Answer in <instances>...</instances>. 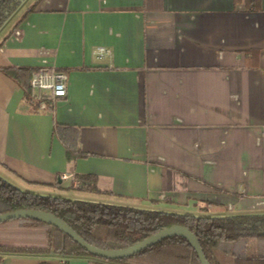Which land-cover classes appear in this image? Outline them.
I'll return each instance as SVG.
<instances>
[{"label": "crops", "instance_id": "crops-1", "mask_svg": "<svg viewBox=\"0 0 264 264\" xmlns=\"http://www.w3.org/2000/svg\"><path fill=\"white\" fill-rule=\"evenodd\" d=\"M39 67L68 85L35 109L5 70ZM0 176L173 213L264 212V0H27L0 30ZM43 262L90 259L0 254Z\"/></svg>", "mask_w": 264, "mask_h": 264}, {"label": "trees", "instance_id": "trees-1", "mask_svg": "<svg viewBox=\"0 0 264 264\" xmlns=\"http://www.w3.org/2000/svg\"><path fill=\"white\" fill-rule=\"evenodd\" d=\"M26 1L0 0V30ZM5 72L23 88L35 109L42 103L49 106V97H41L31 87L32 69L8 68ZM18 209L51 212L88 243L103 249L125 248L164 228L181 225L196 235L210 264H264V212L220 217L173 213L42 195L23 190L0 176V214ZM250 240L258 243V253L253 257L248 255ZM0 254L86 257L89 264H201L191 244L179 235H171L133 256L108 260L92 255L59 228L30 218L0 223Z\"/></svg>", "mask_w": 264, "mask_h": 264}, {"label": "water", "instance_id": "water-1", "mask_svg": "<svg viewBox=\"0 0 264 264\" xmlns=\"http://www.w3.org/2000/svg\"><path fill=\"white\" fill-rule=\"evenodd\" d=\"M20 218H30L45 222L49 225H53L59 228L60 230H62L63 232H65L67 235H69L75 242H77L81 247H83L86 251H88L92 255L108 260L122 259L133 256L134 254L140 252L144 248L154 245L155 243L171 235H179L185 238L191 244V246L196 251L201 264H210L203 252V249L196 235L188 228L181 225H173L168 228H164L159 232L125 248L103 249L88 243L69 224H67L63 219H61L60 217L56 216L51 212L37 210V209H18L15 211H10L0 214V223L11 219H20Z\"/></svg>", "mask_w": 264, "mask_h": 264}, {"label": "built area", "instance_id": "built-area-1", "mask_svg": "<svg viewBox=\"0 0 264 264\" xmlns=\"http://www.w3.org/2000/svg\"><path fill=\"white\" fill-rule=\"evenodd\" d=\"M22 31L19 28L14 29L13 35L19 37ZM110 54V49L104 46H98L94 50L96 59L101 60ZM31 87L37 91L41 97H49L53 100L61 99L67 95L68 74L56 67H39L32 73ZM42 108H46V104H41ZM71 175L63 174V180L69 179ZM77 186L80 182L75 180Z\"/></svg>", "mask_w": 264, "mask_h": 264}]
</instances>
